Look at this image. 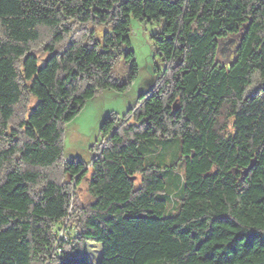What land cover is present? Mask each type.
<instances>
[{
  "label": "trees",
  "instance_id": "obj_1",
  "mask_svg": "<svg viewBox=\"0 0 264 264\" xmlns=\"http://www.w3.org/2000/svg\"><path fill=\"white\" fill-rule=\"evenodd\" d=\"M132 18L163 23L164 69L65 159L138 77ZM0 264H264V0H0Z\"/></svg>",
  "mask_w": 264,
  "mask_h": 264
},
{
  "label": "rangeland",
  "instance_id": "obj_2",
  "mask_svg": "<svg viewBox=\"0 0 264 264\" xmlns=\"http://www.w3.org/2000/svg\"><path fill=\"white\" fill-rule=\"evenodd\" d=\"M162 27L163 23H148L141 22L136 18L131 19L129 36L139 67L138 77L124 93L114 90L100 91L94 98L87 101L76 117L65 124L63 137L65 159L77 157L84 161L91 160L95 155V148L102 141L100 126L103 119L111 113L124 115L136 103L139 95L153 86L156 76L155 67L164 69L163 61L156 54L155 40L153 39V36L159 33ZM104 30V27L96 29L98 38H101ZM114 71L122 80L128 77L129 64L123 57L114 66ZM225 112L221 119L224 122L227 121ZM169 152L176 153V146L174 145ZM177 171L179 174L183 173L182 167H179ZM78 191L83 201L90 199L86 179L82 181Z\"/></svg>",
  "mask_w": 264,
  "mask_h": 264
},
{
  "label": "built area",
  "instance_id": "obj_3",
  "mask_svg": "<svg viewBox=\"0 0 264 264\" xmlns=\"http://www.w3.org/2000/svg\"><path fill=\"white\" fill-rule=\"evenodd\" d=\"M60 236H62L63 238H67V234L65 232V228L60 232ZM59 251H61V249H59Z\"/></svg>",
  "mask_w": 264,
  "mask_h": 264
},
{
  "label": "water",
  "instance_id": "obj_4",
  "mask_svg": "<svg viewBox=\"0 0 264 264\" xmlns=\"http://www.w3.org/2000/svg\"><path fill=\"white\" fill-rule=\"evenodd\" d=\"M174 109H178V106H177V105H175V106H174Z\"/></svg>",
  "mask_w": 264,
  "mask_h": 264
}]
</instances>
